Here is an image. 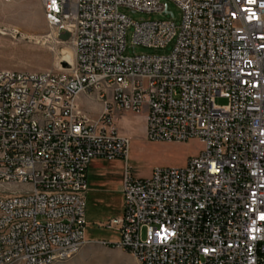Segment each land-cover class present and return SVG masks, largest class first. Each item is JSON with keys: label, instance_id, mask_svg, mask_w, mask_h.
Wrapping results in <instances>:
<instances>
[{"label": "built area", "instance_id": "built-area-1", "mask_svg": "<svg viewBox=\"0 0 264 264\" xmlns=\"http://www.w3.org/2000/svg\"><path fill=\"white\" fill-rule=\"evenodd\" d=\"M37 1L47 26L69 36L73 63L0 71V184L15 189L0 194V264H56L81 250L88 170L100 160L125 163L121 214L103 228L138 264H264V0H170L179 27L119 12L167 14V0ZM131 27L132 51L175 41L172 52L126 57ZM81 95L100 102L96 120ZM143 112L147 139L203 150L184 168L132 177L115 123Z\"/></svg>", "mask_w": 264, "mask_h": 264}, {"label": "rangeland", "instance_id": "rangeland-1", "mask_svg": "<svg viewBox=\"0 0 264 264\" xmlns=\"http://www.w3.org/2000/svg\"><path fill=\"white\" fill-rule=\"evenodd\" d=\"M167 14H145L120 8L119 12L134 23L141 21H170L176 27L181 23V11L170 0L166 1ZM172 15V16H171ZM133 27L126 32V57L134 55L167 56L175 41L162 49L132 47ZM65 53L73 54L70 38L50 29L37 0H0V71L22 73L56 72ZM216 105L226 101L217 98ZM78 105L83 114L96 120L101 112L100 102L94 96L81 95ZM145 113H121L117 116L115 130L118 136L128 139V165L134 178H148L154 169L184 168L189 158L203 150L196 139L187 142H159L146 138ZM125 163L122 160L94 161L88 170L86 197L85 243L72 258L56 264H138L134 257L112 242L117 236L103 228L117 217L121 195L117 191L123 178ZM11 186L0 184V194L13 192ZM25 189L22 188L21 191Z\"/></svg>", "mask_w": 264, "mask_h": 264}, {"label": "bare ground", "instance_id": "bare-ground-1", "mask_svg": "<svg viewBox=\"0 0 264 264\" xmlns=\"http://www.w3.org/2000/svg\"><path fill=\"white\" fill-rule=\"evenodd\" d=\"M62 62H67L69 65H72L73 63V54L71 53H65V57L62 58Z\"/></svg>", "mask_w": 264, "mask_h": 264}, {"label": "water", "instance_id": "water-1", "mask_svg": "<svg viewBox=\"0 0 264 264\" xmlns=\"http://www.w3.org/2000/svg\"><path fill=\"white\" fill-rule=\"evenodd\" d=\"M60 67L63 70L69 69L70 65L67 62H61Z\"/></svg>", "mask_w": 264, "mask_h": 264}, {"label": "crops", "instance_id": "crops-1", "mask_svg": "<svg viewBox=\"0 0 264 264\" xmlns=\"http://www.w3.org/2000/svg\"><path fill=\"white\" fill-rule=\"evenodd\" d=\"M94 163V162H93ZM92 165V164H91ZM122 181V180H121ZM87 183H88V178H87ZM121 183V182H120ZM120 187H121V184H120ZM119 193H120V188H118V190H117ZM90 192V190H89V188H88V192H87V194ZM121 195V194H120ZM86 197H87V195H86ZM121 208H122V198H121V206H120V210H119V213H118V215L117 216H119L120 214H121Z\"/></svg>", "mask_w": 264, "mask_h": 264}, {"label": "snow or ice", "instance_id": "snow-or-ice-1", "mask_svg": "<svg viewBox=\"0 0 264 264\" xmlns=\"http://www.w3.org/2000/svg\"><path fill=\"white\" fill-rule=\"evenodd\" d=\"M260 219H261V220H264V215H261Z\"/></svg>", "mask_w": 264, "mask_h": 264}]
</instances>
